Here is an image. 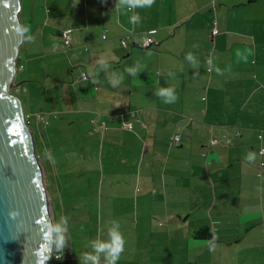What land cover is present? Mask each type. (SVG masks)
<instances>
[{
	"label": "crops",
	"instance_id": "0c3cea01",
	"mask_svg": "<svg viewBox=\"0 0 264 264\" xmlns=\"http://www.w3.org/2000/svg\"><path fill=\"white\" fill-rule=\"evenodd\" d=\"M81 1L91 5L74 15L86 49H73L94 70L83 106L102 175L140 187L106 196L100 181L109 208L129 210L118 220L129 256L116 264H264V0ZM206 228L211 242L197 235Z\"/></svg>",
	"mask_w": 264,
	"mask_h": 264
},
{
	"label": "rangeland",
	"instance_id": "374dc122",
	"mask_svg": "<svg viewBox=\"0 0 264 264\" xmlns=\"http://www.w3.org/2000/svg\"><path fill=\"white\" fill-rule=\"evenodd\" d=\"M20 2L19 22L21 31H26H22L23 42L16 58L17 73L6 92L22 102L26 124L33 133L38 165L43 169L48 218L55 235L54 254L48 264H97L89 257H97L99 264L100 259L111 258L114 234L124 238L123 251L119 253V259H123L129 256L131 236L128 238L125 226L120 227L118 220L129 210H121L114 203L109 208L99 186L104 182L106 196L114 195L120 185L140 187L132 185L130 178L124 182L119 178L120 182H116V178L102 175L101 167L106 166L100 160L103 145L98 135H91L88 122L91 115L84 110V103L94 91V70L91 64L80 62L79 51L75 50L84 51L86 47H80V28L74 15L91 5L81 0ZM66 29L73 31L72 49L66 46L63 35ZM88 36L87 32L84 37ZM92 39L97 42L96 35ZM96 45L92 44L91 50L85 52L93 54ZM123 70H127L125 65H121L119 72ZM83 71L92 73L88 81L80 79ZM97 85L107 88L103 77ZM37 123L42 125V134ZM41 142L47 147L45 152L41 150Z\"/></svg>",
	"mask_w": 264,
	"mask_h": 264
},
{
	"label": "water",
	"instance_id": "95a60500",
	"mask_svg": "<svg viewBox=\"0 0 264 264\" xmlns=\"http://www.w3.org/2000/svg\"><path fill=\"white\" fill-rule=\"evenodd\" d=\"M20 0H0V264H48L55 235L22 102L6 92L23 42Z\"/></svg>",
	"mask_w": 264,
	"mask_h": 264
},
{
	"label": "clouds",
	"instance_id": "9594fccd",
	"mask_svg": "<svg viewBox=\"0 0 264 264\" xmlns=\"http://www.w3.org/2000/svg\"><path fill=\"white\" fill-rule=\"evenodd\" d=\"M152 3V0H139V3L134 5L136 7L138 6H145V5H150ZM139 20V16L138 15H134L132 17V22L135 23ZM22 31H26V29H22ZM187 59L192 60V56L191 54H189L187 56ZM111 83L113 84V86L115 87L118 83L119 80H111ZM159 95H164L167 97L166 99V103H170L175 99V96L173 94V90L171 89H165L162 90ZM249 159H251V157H249ZM59 242L62 244L63 243V237L61 236L59 238ZM124 238H122L121 236L114 234L113 235V245L111 246V253H110V260H109V264H116V261L119 258V253L123 251V246H124ZM103 250V249H100ZM90 259H92L93 261H96L98 264V258L97 257H89Z\"/></svg>",
	"mask_w": 264,
	"mask_h": 264
},
{
	"label": "built area",
	"instance_id": "2783aa9c",
	"mask_svg": "<svg viewBox=\"0 0 264 264\" xmlns=\"http://www.w3.org/2000/svg\"><path fill=\"white\" fill-rule=\"evenodd\" d=\"M213 33L217 35L218 34V30L215 29V31ZM70 34L71 33L69 31H64V34H63L64 35L65 42H66V46H67L68 49L71 48V45H72V39H71ZM106 34H107V30L104 31V34L102 36L103 39H106L107 38L106 37ZM153 43H154L153 38L149 37V38L145 39V41L143 42V48H149V47H151L153 45ZM122 44L124 45V47H126V46H128V41L126 39H123L122 40ZM87 75H88L87 73H83L81 75V78H82L83 81H87V79H88V76ZM132 128H133L132 125H128V129H132ZM180 138L181 137L179 135H177V136H175V137L172 138V142L174 144H176V145H179ZM260 138H262V137H260ZM216 143H217L216 140H211V144L215 145ZM260 154L261 155L264 154V149H262L260 151ZM263 165H264V163L262 162L261 163V166H263ZM56 258H58V256H56Z\"/></svg>",
	"mask_w": 264,
	"mask_h": 264
},
{
	"label": "trees",
	"instance_id": "16d2710c",
	"mask_svg": "<svg viewBox=\"0 0 264 264\" xmlns=\"http://www.w3.org/2000/svg\"><path fill=\"white\" fill-rule=\"evenodd\" d=\"M197 235L199 236L200 239L205 240V241L211 242L213 240V235L209 228L202 230Z\"/></svg>",
	"mask_w": 264,
	"mask_h": 264
}]
</instances>
